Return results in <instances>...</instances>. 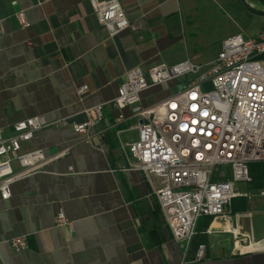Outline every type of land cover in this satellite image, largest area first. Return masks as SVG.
I'll list each match as a JSON object with an SVG mask.
<instances>
[{
    "label": "crops",
    "instance_id": "crops-1",
    "mask_svg": "<svg viewBox=\"0 0 264 264\" xmlns=\"http://www.w3.org/2000/svg\"><path fill=\"white\" fill-rule=\"evenodd\" d=\"M118 2L133 28L110 38L89 0H0V132L10 137L13 124L30 117L54 123L20 145L19 154L40 150L50 160L13 182L7 200L0 198V264H181L199 244L205 245L201 264H264V248L236 249L237 240L245 246L264 241V197H235L222 215L200 217L189 247L180 246L160 209L155 177L129 168L127 145L138 137L139 120L129 108L112 105L133 67L192 62L226 37L254 36L264 26L251 33L244 23L264 19L255 12L264 5ZM19 11L27 27L20 25ZM223 20L232 28L217 36L214 26ZM182 83L170 80L142 92V106L164 100ZM97 105L102 119L85 133L75 132L71 123L84 121L85 110ZM12 167L20 170L16 161ZM241 185L259 189L249 182L236 190ZM58 213L72 230L55 224ZM18 237L27 242L19 251L10 246Z\"/></svg>",
    "mask_w": 264,
    "mask_h": 264
},
{
    "label": "built area",
    "instance_id": "built-area-1",
    "mask_svg": "<svg viewBox=\"0 0 264 264\" xmlns=\"http://www.w3.org/2000/svg\"><path fill=\"white\" fill-rule=\"evenodd\" d=\"M89 2L110 38L131 27L118 0ZM17 18L22 27L29 25L23 11ZM178 79H183L181 88L154 105L142 106V92ZM86 91L85 85L78 89L80 95ZM112 105L129 108L139 120L138 137L127 145L129 168L155 177L160 209L184 250L200 217L222 215L235 197L249 201L264 197V187L254 193L236 190V185L251 181L249 164L264 162L256 156V148L264 147V29L252 37L238 33L224 38L217 56L206 65L187 59L173 65L157 62L146 69L133 67ZM85 115L84 121L71 123L75 132L85 133L101 120L102 107L88 108ZM51 124L36 116L16 121L10 137L0 132L2 200L11 196L13 182L39 171L50 160L40 150L18 151L22 142ZM13 161L19 171H14ZM55 224L73 229L62 213L56 215ZM239 241L237 250L264 248V241H250L246 246L238 245ZM10 246L19 251L27 242L18 237ZM204 257L205 245L199 244L192 258L181 264H201Z\"/></svg>",
    "mask_w": 264,
    "mask_h": 264
},
{
    "label": "rangeland",
    "instance_id": "rangeland-1",
    "mask_svg": "<svg viewBox=\"0 0 264 264\" xmlns=\"http://www.w3.org/2000/svg\"><path fill=\"white\" fill-rule=\"evenodd\" d=\"M237 19L239 20V17L237 16ZM245 28L248 31H251V33H253L257 28L264 26V19L259 18V17H254L253 19L250 21H246V23H244ZM232 28V24L231 22H225V20H223L220 23V26H214L215 32L214 34H216L217 36H219L221 34V32L223 30H228ZM247 35L243 34V37H246ZM221 43H213L211 44L209 47H205L203 48V50H201L196 56L193 58L192 63L195 65H206L207 63L211 62L212 60L215 59L216 55L218 54V49L220 47ZM166 87V86H165ZM175 90V89H174ZM172 91V90H171ZM173 92V91H172ZM131 134H135L134 132H132ZM240 188L242 189L241 191H247L248 188L245 187V185H241ZM251 193H254L253 191H250Z\"/></svg>",
    "mask_w": 264,
    "mask_h": 264
},
{
    "label": "trees",
    "instance_id": "trees-1",
    "mask_svg": "<svg viewBox=\"0 0 264 264\" xmlns=\"http://www.w3.org/2000/svg\"><path fill=\"white\" fill-rule=\"evenodd\" d=\"M264 5V0H259ZM261 15H264V10L255 11ZM249 175L251 177L250 187L260 188L264 186V162H253L249 164ZM234 199H232L233 201Z\"/></svg>",
    "mask_w": 264,
    "mask_h": 264
},
{
    "label": "bare ground",
    "instance_id": "bare-ground-1",
    "mask_svg": "<svg viewBox=\"0 0 264 264\" xmlns=\"http://www.w3.org/2000/svg\"><path fill=\"white\" fill-rule=\"evenodd\" d=\"M256 156L258 157V159H264V147L256 148Z\"/></svg>",
    "mask_w": 264,
    "mask_h": 264
},
{
    "label": "water",
    "instance_id": "water-1",
    "mask_svg": "<svg viewBox=\"0 0 264 264\" xmlns=\"http://www.w3.org/2000/svg\"><path fill=\"white\" fill-rule=\"evenodd\" d=\"M141 122V121H140Z\"/></svg>",
    "mask_w": 264,
    "mask_h": 264
}]
</instances>
